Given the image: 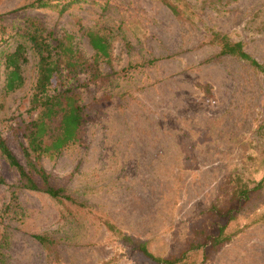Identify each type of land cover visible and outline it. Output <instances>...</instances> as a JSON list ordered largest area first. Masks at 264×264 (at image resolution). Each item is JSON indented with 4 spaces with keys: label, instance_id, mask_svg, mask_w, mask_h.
<instances>
[{
    "label": "rangeland",
    "instance_id": "1",
    "mask_svg": "<svg viewBox=\"0 0 264 264\" xmlns=\"http://www.w3.org/2000/svg\"><path fill=\"white\" fill-rule=\"evenodd\" d=\"M37 1L0 0V137L18 162L20 127L37 115L28 112L36 58L28 50L23 86L6 93L3 56L23 42L15 32L25 19L72 34L87 58L85 32L106 36L100 70L110 78L81 90L93 105L80 141L42 158L72 202L19 188L0 156V264H153L120 235L175 258L207 223L210 235L225 225L230 240L183 264H264V188L230 221L208 215L228 176L264 178V77L221 56L213 38L242 43L264 65V0Z\"/></svg>",
    "mask_w": 264,
    "mask_h": 264
},
{
    "label": "trees",
    "instance_id": "2",
    "mask_svg": "<svg viewBox=\"0 0 264 264\" xmlns=\"http://www.w3.org/2000/svg\"><path fill=\"white\" fill-rule=\"evenodd\" d=\"M37 4L47 6L48 1L38 0ZM66 7L63 6L61 10ZM15 33L23 42L3 56L4 89L6 93H12L23 86V66L28 63L27 53L30 50L36 58V76L29 96L28 112L37 115L20 127L21 137L25 141L20 145L25 166L18 162L1 137L0 156L17 172L19 188L40 191L52 199L72 202L64 189L51 186L49 176L42 166V158L48 154L59 155L65 148L80 141V135L88 122V110L93 105L82 103L81 90H87L90 85L100 86L108 82L110 76L101 72L100 64L110 60V43L106 36L87 30L85 36L93 51L92 57L87 58L74 43L75 37L72 34L56 36L36 19H25ZM213 36L220 47L221 56L235 57L246 62L264 77V65L247 54L242 43L232 42L227 36L218 33ZM82 75L86 79L80 80ZM0 183H3L1 179ZM263 188L264 178L250 186L238 174L228 176L221 184L219 198L208 210L210 219L220 217L232 220L241 206L250 200L251 195ZM11 197L15 200V193ZM206 227H210V223L196 229L188 248L175 258L156 257L145 243L129 236L121 234L120 240L153 264H183L191 254L203 252L206 248L216 250L230 240L225 232V225L219 226L215 235H210ZM107 228L114 230L110 225ZM34 238L44 247L47 246L46 236L36 235Z\"/></svg>",
    "mask_w": 264,
    "mask_h": 264
}]
</instances>
